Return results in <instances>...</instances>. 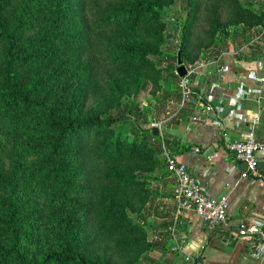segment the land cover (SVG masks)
Listing matches in <instances>:
<instances>
[{
	"label": "trees",
	"instance_id": "obj_1",
	"mask_svg": "<svg viewBox=\"0 0 264 264\" xmlns=\"http://www.w3.org/2000/svg\"><path fill=\"white\" fill-rule=\"evenodd\" d=\"M86 1L0 0V264H106L83 254L82 230L91 229L94 222L101 231L114 223L115 233L132 235L141 226L117 201L119 188L135 185L138 179L123 176L118 167L139 154L146 146L142 143L144 139L151 140L149 147L153 143H158V149L161 147L162 138L154 134V124L146 126L150 121L148 112L137 108L133 101H125L115 114L83 117L82 96L53 92L57 74H48L47 69L58 53L88 48L92 44L89 31L120 27L130 34L147 25H163L160 2L102 0L115 6L110 5L103 14L92 10L90 19L84 15L81 22L75 14L83 12ZM222 1H184L189 16L183 24L178 53L166 57L171 60L168 66L171 69L164 76L159 112H165V102L181 93L178 60L182 59L183 64L195 63L202 55L205 43L201 40L189 51L197 11L203 3ZM257 1L245 0L247 4L240 9L235 27H264L263 7L252 6ZM212 21L218 22L217 18ZM223 32L229 37L227 31ZM210 38L211 42L215 40V32ZM206 43L208 46L210 41ZM151 55L154 53L149 49L125 42L107 50L104 60L116 68L125 65L142 68L150 63ZM163 62L160 60L157 66L153 62L151 67L158 69ZM88 67L83 75L89 73ZM115 93L127 97L120 88ZM93 156L105 163L97 208L88 204L96 197L95 178L87 173ZM30 167L36 171L29 174ZM33 180L42 191L59 190L51 200L68 202L75 195L80 207L69 214L68 222L55 216L64 227L59 245L36 253L29 250L35 234L30 225L31 216L35 220V210L28 206L27 199L32 195ZM87 180H94L89 187Z\"/></svg>",
	"mask_w": 264,
	"mask_h": 264
},
{
	"label": "rangeland",
	"instance_id": "obj_2",
	"mask_svg": "<svg viewBox=\"0 0 264 264\" xmlns=\"http://www.w3.org/2000/svg\"><path fill=\"white\" fill-rule=\"evenodd\" d=\"M158 1L164 19L163 25H147L138 32L130 34L120 27L104 31L92 30V32L89 31L92 44L88 48L82 51V48H70L66 53H58L56 61L51 62L47 69L48 74H57L58 80L52 91L60 94L76 93L80 98L82 96L83 117L115 114L123 107L125 101H133L137 108L148 112L150 121L147 127L155 124L154 119L158 121L164 118L165 112H159V109H162L160 102L164 97V76L167 77L168 70L171 69L168 68L171 60L167 59V56L178 53V47L182 42L183 24L189 16V10L184 7L185 0ZM246 4L245 0H223L218 4L203 3L195 17L189 51L197 47L196 45L200 42L205 43L201 54L214 45H218L219 42L222 45L223 38H226L223 31L231 33V30L235 28V20L240 17V9ZM110 5L115 6L112 2L87 0L83 12L75 14V17L82 22V16L87 15L90 19L92 10L103 14L110 9ZM191 6L194 7V4ZM252 6L257 9L264 7V0L252 2ZM214 18H217V23L212 21ZM213 32H215V40L211 42L210 35ZM209 41L210 44L206 46V42ZM125 42L138 48L149 49L154 53L150 57L152 62L150 61L142 68L134 65L116 68L109 65L104 60V53L113 49L114 46L124 45ZM160 60L164 62L158 69L151 67L153 62L155 66L159 65ZM177 64L180 66L179 60ZM86 66H89L90 71L83 75V71L87 70ZM117 88L123 90L127 97L115 93ZM165 103H167L165 105L167 110L170 100ZM142 143L146 146L139 154L124 161L118 167V171L123 176L136 177L138 180L135 185L119 188L117 196L119 204L126 207L125 213L141 226L132 235L115 233L114 223H110L102 231L95 222L90 225L91 229L82 230L81 250L94 262L143 264L147 261L152 263L153 254L157 255L154 250L171 248L174 244V240L169 238L173 236L174 227L169 222L171 217L174 218L175 209L168 206H173L170 204L174 201L175 192L170 187L171 178L165 173L163 150L162 147L159 148L160 150L156 147L158 143H153L154 145L149 147L151 144L149 138L144 139ZM89 165L90 170L87 173L95 178L96 197L88 201V204L97 208L100 201L97 194L101 192L105 163L94 159L93 156L89 159ZM34 171H36L35 168H29V174ZM29 180H32L31 175ZM93 181L87 180V187ZM31 186L33 196L29 194L27 199H29L28 206L35 210L33 212L35 220L31 216L30 222L32 232L35 234L30 239L29 250L36 253L57 248L64 227H61L62 223L56 221L55 216L68 222L69 214H74L80 208L77 198L74 195L71 198L72 201L65 202L60 199L53 201L51 199L59 194L58 189L51 192L42 191L34 180ZM117 214L115 218L118 217ZM163 258L165 262L168 255H163Z\"/></svg>",
	"mask_w": 264,
	"mask_h": 264
},
{
	"label": "crops",
	"instance_id": "obj_3",
	"mask_svg": "<svg viewBox=\"0 0 264 264\" xmlns=\"http://www.w3.org/2000/svg\"><path fill=\"white\" fill-rule=\"evenodd\" d=\"M199 62L204 66L195 72L184 64L191 92L184 98L181 88L170 99L164 118L158 119L160 137L213 196L228 197L234 225L264 223V153L258 176L244 178L243 163L226 147L245 137L248 121L256 116V133L264 140V29L236 26L222 45L204 51ZM165 173L174 192L176 179L167 168ZM170 205L175 209L169 222L174 244L154 250L160 256L153 254V262L143 264H264V257H252L247 241L233 230H210L193 210L178 212L175 199ZM163 255H168L165 262Z\"/></svg>",
	"mask_w": 264,
	"mask_h": 264
},
{
	"label": "built area",
	"instance_id": "obj_4",
	"mask_svg": "<svg viewBox=\"0 0 264 264\" xmlns=\"http://www.w3.org/2000/svg\"><path fill=\"white\" fill-rule=\"evenodd\" d=\"M202 66L204 63L197 61L190 63L188 68L191 72H195ZM180 86L183 90V97H188L191 91L186 84L185 77H181ZM204 106L208 110H213L210 104H204ZM258 123V116L250 119L247 123L245 137L226 143V147L243 163L242 176L244 178L256 177L259 174L260 154L264 153V140L257 136ZM161 125L162 122L156 121L153 126L160 128ZM161 147L167 171L176 179L174 199L178 212L193 210L213 231L218 229L233 230L237 238L247 241L249 254L252 257H264V223L243 222L234 225L229 214L228 197L226 195L213 196L194 176L188 166L177 159L164 138H162Z\"/></svg>",
	"mask_w": 264,
	"mask_h": 264
},
{
	"label": "water",
	"instance_id": "obj_5",
	"mask_svg": "<svg viewBox=\"0 0 264 264\" xmlns=\"http://www.w3.org/2000/svg\"><path fill=\"white\" fill-rule=\"evenodd\" d=\"M179 63H180V66L177 70V73L183 77L186 75L187 73V69H186V66L182 63V59H179ZM153 132L155 135H159V128L158 127H153Z\"/></svg>",
	"mask_w": 264,
	"mask_h": 264
}]
</instances>
